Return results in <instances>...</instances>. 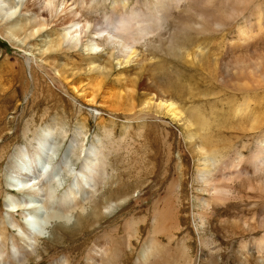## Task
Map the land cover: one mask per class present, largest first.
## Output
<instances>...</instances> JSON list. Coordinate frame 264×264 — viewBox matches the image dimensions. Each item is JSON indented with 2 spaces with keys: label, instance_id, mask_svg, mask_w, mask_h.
I'll use <instances>...</instances> for the list:
<instances>
[{
  "label": "rangeland",
  "instance_id": "374dc122",
  "mask_svg": "<svg viewBox=\"0 0 264 264\" xmlns=\"http://www.w3.org/2000/svg\"><path fill=\"white\" fill-rule=\"evenodd\" d=\"M135 2L146 7L129 0L127 9ZM211 4L165 10L160 39L136 45L127 63L103 45L95 64L79 48L42 53L45 35L14 39L6 26L15 17H0V264L14 249L31 252L27 264H245L240 244L264 236V0ZM86 17L93 24L100 15ZM171 102L179 116L167 113ZM45 126L53 128L45 149L62 182L57 194L74 183L84 150L95 146L102 156L93 193L76 197L69 223L56 215L42 228L46 216L31 224L12 217L3 196L7 162ZM73 133L78 154L67 146ZM64 154L69 178L57 167ZM205 165L209 189L199 175ZM222 184L227 200L212 203L210 189Z\"/></svg>",
  "mask_w": 264,
  "mask_h": 264
},
{
  "label": "bare ground",
  "instance_id": "6f19581e",
  "mask_svg": "<svg viewBox=\"0 0 264 264\" xmlns=\"http://www.w3.org/2000/svg\"><path fill=\"white\" fill-rule=\"evenodd\" d=\"M15 1L16 0H13L9 6H6V1L0 0V17L7 19L15 17V21L8 22L6 26L8 34L12 38H20L21 41H28L35 35H45V38L43 39L45 48L42 50V53H45L47 51L50 52L51 50H71L79 48L83 52L87 53L88 57L91 56L89 58V61L92 64H95V56L101 51H98L101 45L110 47L111 49L115 50V55L117 57H121L125 63L129 62L136 54V45L144 43L146 40H149L150 37L154 38L156 36L157 38V35L160 34L167 21L166 15L164 13L165 10L173 11L179 9L182 4L188 5V3L192 0H152V2L146 0V2L143 4L144 6H146L144 7V10L142 7H137V2H135V4L130 9H127V7L130 6L129 0H18L17 3ZM193 1L196 2L197 0ZM228 1L229 0H226V2ZM107 2L109 3V6L105 8V3ZM211 3L212 0H210V4ZM169 4L173 5V7L170 8ZM103 5L105 6L102 11L99 8L103 7ZM100 10L102 11V13H99ZM209 11L210 10H208V12ZM232 11L233 9L230 8V11L226 12L225 16L222 17L228 18L229 16H231L230 14L232 13ZM86 14H93L95 16L100 15L99 22L92 24L87 19ZM204 19L206 18L204 17ZM207 21H210L212 25H217L216 21L214 20L210 19ZM207 21H203V23H206ZM258 24L259 23H257V25ZM201 25L202 24H200V26ZM55 29L57 30V34L52 31H55ZM42 32L43 34H41ZM248 32L251 33L252 30ZM159 37L160 35L158 36V38ZM201 53L202 52L195 53L194 58L197 59ZM260 60L258 61L260 62ZM257 66H254L252 64L250 67L256 69ZM253 71L255 72V70ZM161 101L162 100L160 99L159 104L161 103ZM166 102L167 101H164V103ZM167 107V113L173 115L174 117L180 115L177 110L178 108L176 109L172 102L169 103ZM200 126L197 127L201 128ZM38 130L40 131L38 132ZM38 130L37 132H34L35 134L33 137L31 136L35 141L33 147L29 150L25 147L17 148L11 156L10 160L7 162L4 175L6 178L8 192H6L5 196H3L4 204L10 216L13 217L16 214L21 213L20 217L28 222V224H31V222L29 221L30 218L33 217V215H38L39 213L43 215V218L46 216V218L43 219L44 221L41 225L42 228H46L47 225L52 221L53 217H55L56 215H60L62 217V223L68 224L70 215L75 210L72 203L73 201L78 200V198L76 197L81 193V195H84V197L82 198L84 200L88 195H92L93 193V190L91 189L93 188L94 183L92 175L94 173V168L97 167L96 164L99 163L100 157L98 156L99 152L101 154V151H99L98 147L95 146H90L88 149L84 150L85 152L84 156H82L83 162L81 164V169L73 177L74 183L70 184V187L64 189L61 194H57V192L59 191V186L62 182L58 184V174L56 173V171H54V168L51 169L49 167L48 161L51 159H48L49 155L46 154L47 149H45L51 141L53 128L45 126L42 130ZM199 130L200 129H198L197 132H199ZM192 134L194 133H191V135ZM78 135L80 134L75 133L71 141L67 144L69 153L74 154L75 150L78 149L77 147L80 143V141H78ZM82 149L83 148H81L80 146V152H83ZM76 153L78 154V152ZM205 154L207 155V152H205ZM100 162L102 161L100 160ZM203 162L207 165L206 159H203ZM57 164V167L62 166L60 167V169H64L65 176H68L67 178H69L72 173V168L70 162L68 161V155H62ZM206 165L203 170L199 171V175L201 176V179L203 178L204 181H206L208 184L210 183L208 180H210L209 177L211 178V170L207 168ZM96 173L97 172L95 171V174ZM212 181L211 184L207 185V188L209 187V185H212ZM206 182H204V184ZM226 185L227 184H225L224 186L222 184V187H218L217 185L212 186V188L210 189L211 193L209 194L211 202L213 201L212 203H214V201L218 202L220 200L226 199L225 197L230 194H228V191L230 189L228 190V187ZM79 205L83 206V204L81 203H79ZM204 205L205 206L203 208H207L206 204ZM169 226L171 225H168V227ZM1 239L2 237L0 233V241ZM3 243L4 241H2V245H0V251L3 249ZM29 247H31V245ZM150 250L146 252L147 254L145 253L146 250L143 252V254H146L144 255L146 257L143 258L144 262L147 261V259L145 258L149 256L148 254L150 253ZM26 252L27 250L20 253L19 250L14 249L12 251V257L10 256L9 262L3 264H11L12 262H14L15 264H27L29 261V256L31 254L29 255L30 251L27 253ZM209 252L211 254V251ZM238 254V256L243 258L245 264H252L254 262L257 264H264V236L250 246L240 244ZM151 258L153 259V255H151ZM141 260L142 259L138 258L135 264H145L142 263ZM157 260H159V258ZM192 260L187 257V264H193L194 262H192ZM149 261L148 264L151 263H149ZM155 264L161 263H159L158 261V263Z\"/></svg>",
  "mask_w": 264,
  "mask_h": 264
}]
</instances>
